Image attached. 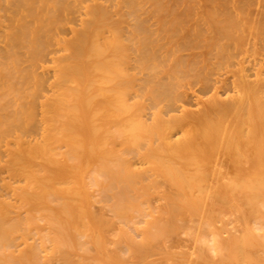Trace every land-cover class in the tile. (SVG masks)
<instances>
[{"label":"bare ground","instance_id":"obj_1","mask_svg":"<svg viewBox=\"0 0 264 264\" xmlns=\"http://www.w3.org/2000/svg\"><path fill=\"white\" fill-rule=\"evenodd\" d=\"M0 264H264V0H0Z\"/></svg>","mask_w":264,"mask_h":264}]
</instances>
